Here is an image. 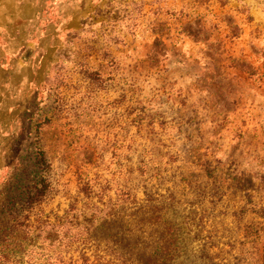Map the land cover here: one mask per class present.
I'll return each instance as SVG.
<instances>
[{
	"label": "rangeland",
	"instance_id": "obj_1",
	"mask_svg": "<svg viewBox=\"0 0 264 264\" xmlns=\"http://www.w3.org/2000/svg\"><path fill=\"white\" fill-rule=\"evenodd\" d=\"M173 226L179 262L264 264V0H0V264Z\"/></svg>",
	"mask_w": 264,
	"mask_h": 264
},
{
	"label": "trees",
	"instance_id": "obj_2",
	"mask_svg": "<svg viewBox=\"0 0 264 264\" xmlns=\"http://www.w3.org/2000/svg\"><path fill=\"white\" fill-rule=\"evenodd\" d=\"M38 158L40 160L37 162V166H47V160L43 152H39ZM45 188L44 186L42 189L39 186H35V192H31L29 195V199L32 202H37L41 199L43 195H45ZM158 211V210H157ZM157 219H163L162 212L156 216ZM145 220V219H142ZM110 229H120L119 227H109ZM169 232L161 238L159 241L154 243H144V247L142 244L139 247L138 244H132L131 249L134 250V254L129 257V263L131 264H184L178 261V250L180 243L177 239L175 233L177 232L173 227L168 228ZM100 229L97 228L94 232V235L99 234ZM104 230H102L103 232ZM133 234V233H132ZM174 234V235H173Z\"/></svg>",
	"mask_w": 264,
	"mask_h": 264
},
{
	"label": "water",
	"instance_id": "obj_3",
	"mask_svg": "<svg viewBox=\"0 0 264 264\" xmlns=\"http://www.w3.org/2000/svg\"><path fill=\"white\" fill-rule=\"evenodd\" d=\"M30 54H31V51H29V52L26 54L25 59L29 58Z\"/></svg>",
	"mask_w": 264,
	"mask_h": 264
}]
</instances>
